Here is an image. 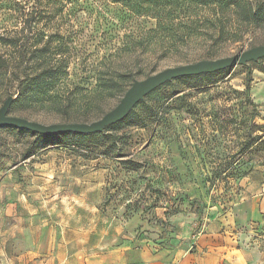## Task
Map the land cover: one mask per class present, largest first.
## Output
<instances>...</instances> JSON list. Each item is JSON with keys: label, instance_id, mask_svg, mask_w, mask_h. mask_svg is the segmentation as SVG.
<instances>
[{"label": "rangeland", "instance_id": "obj_1", "mask_svg": "<svg viewBox=\"0 0 264 264\" xmlns=\"http://www.w3.org/2000/svg\"><path fill=\"white\" fill-rule=\"evenodd\" d=\"M127 14L113 0H0V53L12 52L3 41L17 36L29 52L46 40L52 48L63 43L70 81L90 88L98 73L115 70L130 82L264 43V24L249 27L234 17L225 40H196L164 53L150 44L153 51L144 53L125 37ZM137 20L139 27L154 22ZM13 91L0 83V105ZM121 95L78 100L69 116L52 103L31 101L9 113L43 123L87 113L90 122ZM254 122L264 125V57L173 79L95 136L40 139L0 126V264H78L68 258L120 246L131 247V260L143 255L171 262L217 237L264 250V147L251 144ZM222 166L240 173L223 180Z\"/></svg>", "mask_w": 264, "mask_h": 264}, {"label": "trees", "instance_id": "obj_2", "mask_svg": "<svg viewBox=\"0 0 264 264\" xmlns=\"http://www.w3.org/2000/svg\"><path fill=\"white\" fill-rule=\"evenodd\" d=\"M113 1L119 2L127 8V22H131V25H129V33L125 37L131 39L135 44L139 43L143 47L142 52L144 53L153 51L147 50L150 44H157L161 47L160 49H154V52L160 50L164 53L172 48L185 46L196 40L205 43H217L225 40L227 35L233 31L234 26L231 22L234 17L249 27L264 24V0ZM203 8L208 10V14L205 15L207 12L204 11L202 15H198L197 10ZM139 17H150L154 19V22L147 27L145 25L139 27L140 23L134 26ZM134 36L140 37V39L135 41ZM3 42L5 45L14 48L12 52L0 53V83L14 88V91L6 96H13L9 111L22 102H49L55 105L58 110L64 109L69 116L68 111L78 104V100L80 102L85 100L86 104H89L94 101L93 94L101 96L108 93L110 96H120L135 80L128 82L125 79V74L113 70L114 72L109 74L98 73L95 77V85L87 88L80 83L70 81L69 57L62 51L61 44L63 43L52 48V41L46 40L41 47L29 52L26 49H21L23 42L18 36L6 39ZM17 47L19 48L17 49ZM34 64L35 66H33ZM213 73L216 72L180 78H198ZM161 86L146 96L155 92ZM249 89L250 85L247 82L245 93L253 105L254 114L252 118H255L258 115L257 105L249 98ZM144 99L135 106L142 103ZM131 111L126 117L130 115ZM90 117L92 116L84 113L79 117H72V120L67 122H89L87 119ZM118 123L120 121L107 127L115 126ZM253 127L256 130L251 136V144H259L264 147V130L261 129L264 128V125L254 122ZM99 133L73 134H76L75 136H95ZM49 136L51 135H39L38 138ZM40 139H36L34 145ZM218 173L223 174V180H228L240 171L238 167L228 169L227 166H222ZM197 214L200 216V210H197Z\"/></svg>", "mask_w": 264, "mask_h": 264}, {"label": "water", "instance_id": "obj_3", "mask_svg": "<svg viewBox=\"0 0 264 264\" xmlns=\"http://www.w3.org/2000/svg\"><path fill=\"white\" fill-rule=\"evenodd\" d=\"M264 57V43L252 46L241 52L219 58L200 59L195 62L170 66L152 73L145 78L135 79L125 90L117 104L100 118L90 122L43 123L9 113L13 96L9 95L0 105V126L26 129L40 135L57 133L88 134L103 131L107 126L124 119L133 107L162 84L185 76L221 71L236 65H244Z\"/></svg>", "mask_w": 264, "mask_h": 264}, {"label": "crops", "instance_id": "obj_4", "mask_svg": "<svg viewBox=\"0 0 264 264\" xmlns=\"http://www.w3.org/2000/svg\"><path fill=\"white\" fill-rule=\"evenodd\" d=\"M260 203L264 211V196ZM208 242L210 246L202 243L196 253L182 254L171 262L157 257L150 259L143 255L131 260V255H134L132 251H129L131 247L123 248L122 246L105 252L83 254L81 258H67L68 262L72 260L78 264H264V250H259L256 246L248 245L245 248L234 243L228 244L220 237L208 239Z\"/></svg>", "mask_w": 264, "mask_h": 264}]
</instances>
